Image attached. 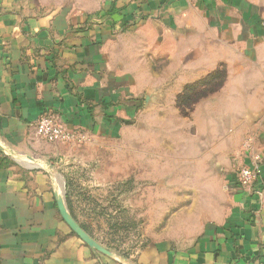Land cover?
Instances as JSON below:
<instances>
[{
	"label": "crops",
	"instance_id": "1",
	"mask_svg": "<svg viewBox=\"0 0 264 264\" xmlns=\"http://www.w3.org/2000/svg\"><path fill=\"white\" fill-rule=\"evenodd\" d=\"M221 64L226 87L185 110V85ZM43 113L84 143L40 138ZM242 164L259 169L252 189L236 184ZM78 168L127 181L144 215L130 255L62 212ZM261 262L264 0H0V264Z\"/></svg>",
	"mask_w": 264,
	"mask_h": 264
},
{
	"label": "rangeland",
	"instance_id": "2",
	"mask_svg": "<svg viewBox=\"0 0 264 264\" xmlns=\"http://www.w3.org/2000/svg\"><path fill=\"white\" fill-rule=\"evenodd\" d=\"M227 77L228 68L225 64H221L201 81L186 84L184 87L185 96L180 100L182 107L185 110L192 109L199 101L221 91L226 87ZM236 85L241 86L242 83ZM238 100L241 107L242 99ZM224 103L226 104L227 100H224ZM222 122L219 115L214 114V140L219 132H222L218 130V124L220 125ZM84 179L81 169L78 168L72 174V178L70 177L66 181L62 180L61 189L65 195L61 199L63 208L79 229L98 247L111 254L130 255L141 245L140 226L144 215L143 210L133 211L128 202L130 196L119 191V185L120 189L123 186L128 187L127 181L124 184L113 186L102 183L92 184L90 180ZM141 197L137 196L136 201L137 204L143 206Z\"/></svg>",
	"mask_w": 264,
	"mask_h": 264
},
{
	"label": "built area",
	"instance_id": "3",
	"mask_svg": "<svg viewBox=\"0 0 264 264\" xmlns=\"http://www.w3.org/2000/svg\"><path fill=\"white\" fill-rule=\"evenodd\" d=\"M37 135L47 141L61 143H84L86 136L78 130H68L60 119L53 113H43L36 123ZM251 139L245 141V147L249 148ZM259 169L257 166L242 164L236 169V184L244 189H252L258 181ZM260 264H264L261 262Z\"/></svg>",
	"mask_w": 264,
	"mask_h": 264
},
{
	"label": "water",
	"instance_id": "4",
	"mask_svg": "<svg viewBox=\"0 0 264 264\" xmlns=\"http://www.w3.org/2000/svg\"><path fill=\"white\" fill-rule=\"evenodd\" d=\"M61 199H63V196L60 197ZM60 199V201H61ZM61 207H62V212L64 213V215L66 216L67 220L70 222V224H72L74 227L77 228V230L79 231L80 234L84 235L88 240H90L92 242V240L81 230L79 229L78 225L75 223V221L70 217V215L65 211V209L63 208L62 205V201H61ZM94 243V242H93ZM98 247V246H97ZM99 250L103 251V252H107L106 250H104L103 248L98 247Z\"/></svg>",
	"mask_w": 264,
	"mask_h": 264
},
{
	"label": "trees",
	"instance_id": "5",
	"mask_svg": "<svg viewBox=\"0 0 264 264\" xmlns=\"http://www.w3.org/2000/svg\"><path fill=\"white\" fill-rule=\"evenodd\" d=\"M184 96H185V93H184V95L181 97V99H180V100H182V99L184 98ZM181 104H182V102H181Z\"/></svg>",
	"mask_w": 264,
	"mask_h": 264
}]
</instances>
